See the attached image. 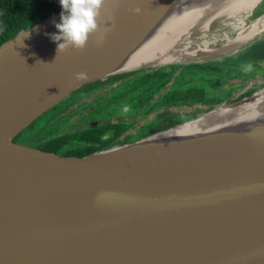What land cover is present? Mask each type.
Segmentation results:
<instances>
[{"label":"water","instance_id":"obj_1","mask_svg":"<svg viewBox=\"0 0 264 264\" xmlns=\"http://www.w3.org/2000/svg\"><path fill=\"white\" fill-rule=\"evenodd\" d=\"M232 1L106 0L99 46L94 36L83 50L57 53L47 34L61 11L0 45V264H264V78L238 80L262 84L249 96L77 159L13 143L85 84L235 56L262 41L263 28L241 41L237 32L219 38L228 31L214 20L192 40L161 45ZM253 2L240 27L264 21V0ZM204 36L210 44L182 49ZM79 72L87 79L77 80Z\"/></svg>","mask_w":264,"mask_h":264},{"label":"flooded vegetation","instance_id":"obj_2","mask_svg":"<svg viewBox=\"0 0 264 264\" xmlns=\"http://www.w3.org/2000/svg\"><path fill=\"white\" fill-rule=\"evenodd\" d=\"M226 57L229 56L120 73L85 84L41 113L14 137L13 143L51 153L57 158L77 159L194 119L262 85L250 87L238 82L264 76L240 75L233 70V65L221 63ZM71 95L74 96L69 97ZM78 96L80 100L68 104L71 98L75 100ZM223 96L225 99L221 101ZM68 97L66 105L46 119L44 131L35 136L26 133L40 117ZM48 127L52 128L45 131ZM63 137L66 139L58 143Z\"/></svg>","mask_w":264,"mask_h":264},{"label":"trees","instance_id":"obj_3","mask_svg":"<svg viewBox=\"0 0 264 264\" xmlns=\"http://www.w3.org/2000/svg\"><path fill=\"white\" fill-rule=\"evenodd\" d=\"M59 11L61 7L58 0H0V45L13 38L20 30L29 28ZM221 63L233 65V70L240 75L249 73L250 78L264 76V39L237 56L226 57ZM197 87L203 88L202 85ZM252 92L253 90L243 94L242 97L249 96ZM199 96L204 97V94ZM223 99L225 96L221 101ZM65 139L63 137L57 141L62 143Z\"/></svg>","mask_w":264,"mask_h":264},{"label":"clouds","instance_id":"obj_4","mask_svg":"<svg viewBox=\"0 0 264 264\" xmlns=\"http://www.w3.org/2000/svg\"><path fill=\"white\" fill-rule=\"evenodd\" d=\"M58 2L61 12L59 22L54 24L57 31L47 34L56 43L57 53L69 49H85L91 38L101 33L99 22L101 10L106 0H58ZM131 11L133 14L139 15L142 9L136 7ZM112 21V14L108 13L103 20V32L105 34L110 30ZM103 39V35L97 36L96 43L98 46L103 43ZM76 79L86 80L87 73H77Z\"/></svg>","mask_w":264,"mask_h":264},{"label":"bare ground","instance_id":"obj_5","mask_svg":"<svg viewBox=\"0 0 264 264\" xmlns=\"http://www.w3.org/2000/svg\"><path fill=\"white\" fill-rule=\"evenodd\" d=\"M254 5L253 0H233L229 5L221 8L216 13L209 17H205L203 19H196L191 23L187 22L181 25L179 28L174 30L170 35L165 37L161 41V45L171 46L177 43L178 40L188 39L192 40V32L199 28L200 33H206L210 29V24L214 20H218L216 23L218 26L226 27L228 33H221L219 38L227 36V34H231L237 32L236 41H241L244 39H249L250 37L258 34L260 31L264 30V21L259 20L254 25L249 27L248 29L240 27L242 25V17L251 11V6ZM263 28V29H262ZM262 29V30H261ZM198 32V33H199ZM227 38V37H226ZM210 44V42L206 39V37H201L198 39L196 44H183L182 49L189 50L190 48H199ZM192 49V50H194ZM183 51H177L172 53L174 55H192L194 52L185 51V53H181ZM165 54V53H164ZM251 116V115H248Z\"/></svg>","mask_w":264,"mask_h":264},{"label":"rangeland","instance_id":"obj_6","mask_svg":"<svg viewBox=\"0 0 264 264\" xmlns=\"http://www.w3.org/2000/svg\"><path fill=\"white\" fill-rule=\"evenodd\" d=\"M74 95H71V96H69V97H73ZM69 97L66 99V100H64V102H62L59 106H57L56 108H54L53 110H51L50 112H48V113H46L45 115H43L42 117H40V119H38L27 131H26V133H28V134H31L32 136H35V134L37 133V132H39V131H44V130H42V128H43V125H44V123H45V121H46V119L47 118H49L50 117V115L51 114H53L52 112H57V111H59L60 110V108L62 107V106H64V105H66V103H67V101H68V99H69ZM80 97L81 96H78L75 100L73 99V98H71L68 102V104L69 105H73L74 103H76L77 102V100H80ZM53 127V126H52ZM52 127H48L47 129H45V131H47V130H50ZM53 131V130H52Z\"/></svg>","mask_w":264,"mask_h":264}]
</instances>
